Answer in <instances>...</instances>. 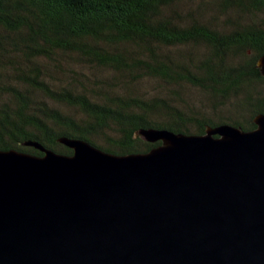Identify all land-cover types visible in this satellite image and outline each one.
Listing matches in <instances>:
<instances>
[{"label":"trees","instance_id":"trees-1","mask_svg":"<svg viewBox=\"0 0 264 264\" xmlns=\"http://www.w3.org/2000/svg\"><path fill=\"white\" fill-rule=\"evenodd\" d=\"M264 0H0V149L115 154L264 114Z\"/></svg>","mask_w":264,"mask_h":264},{"label":"water","instance_id":"water-1","mask_svg":"<svg viewBox=\"0 0 264 264\" xmlns=\"http://www.w3.org/2000/svg\"><path fill=\"white\" fill-rule=\"evenodd\" d=\"M264 75V55L257 60ZM115 155L0 149V264H264V114Z\"/></svg>","mask_w":264,"mask_h":264}]
</instances>
